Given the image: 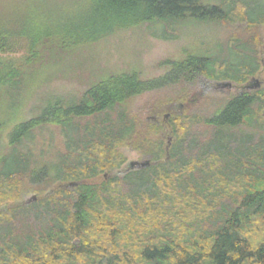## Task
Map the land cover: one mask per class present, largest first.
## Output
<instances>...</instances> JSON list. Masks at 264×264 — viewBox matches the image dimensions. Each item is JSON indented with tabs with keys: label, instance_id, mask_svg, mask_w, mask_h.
Listing matches in <instances>:
<instances>
[{
	"label": "trees",
	"instance_id": "trees-1",
	"mask_svg": "<svg viewBox=\"0 0 264 264\" xmlns=\"http://www.w3.org/2000/svg\"><path fill=\"white\" fill-rule=\"evenodd\" d=\"M202 1L0 0V105L29 69L137 26L159 25L170 40L189 18L259 25L249 0ZM228 45L219 57L210 49L172 62L160 78L112 73L17 124L0 158V264H264V138L242 129L264 130V91L221 100L209 117L187 113L204 98L193 93L201 77L244 86L260 71L256 51ZM175 87L142 115L121 109ZM178 102L189 106L168 122L167 147L163 126L145 115ZM197 124L213 130L205 142L192 132ZM50 127L64 149L42 161L30 146ZM122 147L150 156V166L121 173ZM31 191L37 201L22 203Z\"/></svg>",
	"mask_w": 264,
	"mask_h": 264
},
{
	"label": "rangeland",
	"instance_id": "rangeland-1",
	"mask_svg": "<svg viewBox=\"0 0 264 264\" xmlns=\"http://www.w3.org/2000/svg\"><path fill=\"white\" fill-rule=\"evenodd\" d=\"M249 1L254 11L253 18L259 25H250L246 22L219 23L189 18L177 28L178 32L170 40L163 39V27L141 25L66 53L46 65H36L29 69L15 91L7 90L2 93L0 122L4 124V128L0 130V158L11 152L8 142L12 129L17 124L41 114L54 97L82 94L104 77L122 71L137 70L145 79L160 78L167 73L170 63L182 60L189 54L210 56L209 50L212 49L214 57H219V53H223L229 46L230 40H238L240 45H236L235 49L242 55L249 54L246 51L251 52L250 57L256 53L261 66L260 71L244 86H238L232 81L215 83L201 77L193 93H200L204 98L197 106H191L187 113L198 117H209L224 103H221V100L243 91H264V0ZM221 3V0L202 1L203 5H220ZM243 47H246V51ZM225 53L232 63H240L241 59L236 57L232 50ZM176 88L148 92L129 101L121 109L132 114L147 112L148 106L153 102L163 101L178 93L180 88ZM188 106L189 103H170L166 105L169 112L165 115L157 118L145 115L148 117L146 121L150 124L163 126L160 134L163 136L165 146L173 145L175 140L168 122L173 115L184 114ZM242 129L245 133H255L253 134L255 142L261 137L264 138V130ZM192 132L205 142L212 135L213 130L206 124H197ZM236 133L239 132H234ZM30 147H33L38 158L42 157V161H47L63 151L64 136L56 127L46 128L38 134L36 142ZM26 148L21 150L25 151ZM121 151L126 157L121 173L135 169L151 160L150 156L128 147H122ZM34 196L37 197L36 200ZM37 199L38 193L31 191L23 195L22 203L31 204Z\"/></svg>",
	"mask_w": 264,
	"mask_h": 264
},
{
	"label": "water",
	"instance_id": "water-1",
	"mask_svg": "<svg viewBox=\"0 0 264 264\" xmlns=\"http://www.w3.org/2000/svg\"><path fill=\"white\" fill-rule=\"evenodd\" d=\"M147 166H150V161H147L144 164L139 165L137 168L135 169H142V168H146ZM37 197L34 196V200H36Z\"/></svg>",
	"mask_w": 264,
	"mask_h": 264
},
{
	"label": "flooded vegetation",
	"instance_id": "flooded-vegetation-1",
	"mask_svg": "<svg viewBox=\"0 0 264 264\" xmlns=\"http://www.w3.org/2000/svg\"><path fill=\"white\" fill-rule=\"evenodd\" d=\"M252 86V85H251Z\"/></svg>",
	"mask_w": 264,
	"mask_h": 264
}]
</instances>
